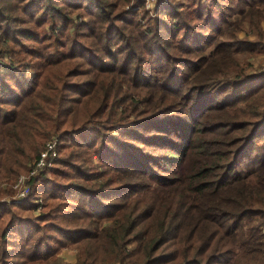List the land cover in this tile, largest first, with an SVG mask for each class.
<instances>
[{
	"label": "trees",
	"instance_id": "trees-1",
	"mask_svg": "<svg viewBox=\"0 0 264 264\" xmlns=\"http://www.w3.org/2000/svg\"><path fill=\"white\" fill-rule=\"evenodd\" d=\"M130 1L0 0V264H48L51 242L83 264H264V77L237 58L264 47V0H198L192 26ZM52 140L61 181L8 202Z\"/></svg>",
	"mask_w": 264,
	"mask_h": 264
},
{
	"label": "rangeland",
	"instance_id": "rangeland-1",
	"mask_svg": "<svg viewBox=\"0 0 264 264\" xmlns=\"http://www.w3.org/2000/svg\"><path fill=\"white\" fill-rule=\"evenodd\" d=\"M138 0H131L130 3L128 5H125L124 9L126 11H130L132 13H134V17L136 18V20H140L141 23H145L147 18L151 19V22L149 23L150 25L153 24V20L155 19H159V18H164L165 16H168L167 12H165V14L158 12V10L162 9L161 7L165 5L171 3L175 6V10L178 12L177 16L175 18H173L174 20L181 22V23H186L189 25H196L198 24V20L196 18V12H195V8L197 7V1L198 0H144V7L142 8L139 4H137ZM199 1H203V0H199ZM207 2H210L212 0H204L203 4H205ZM230 3L235 4L237 3V0H229ZM213 3V2H212ZM211 3V4H212ZM209 5L212 8H214V5ZM224 4H228L227 1L224 2ZM163 7V8H164ZM194 10V11H193ZM172 17V16H171ZM247 20V21H246ZM249 20L245 19V21L241 22V29H236L235 34L236 37L238 39H246L248 38L249 40H256L257 38V30H254L250 27L249 25ZM248 23V24H247ZM260 30H261V34L262 36H264V21L261 22L260 24ZM178 33V32H177ZM211 33V32H210ZM174 38H172V40L177 38V35L175 34V36H173ZM220 39L222 41L228 40V37L226 36H222L220 37ZM29 44H31L29 42ZM214 44V43H213ZM213 44H207V46L205 47V52L208 53L212 48H213ZM237 58L240 61L241 67L240 70L243 71L244 76L245 77H249L248 81H252V80H256L257 77L259 76L260 78L263 79V73H264V47L260 48L257 51H253L251 53H244V54H237ZM33 72L29 71L27 72V79H29V81L31 80V78L33 77ZM9 82V80H7ZM247 82V81H246ZM262 105L264 106V97L262 100ZM46 146V144H45ZM73 147V146H72ZM73 149H75L73 147ZM46 150V148L42 149L40 152L41 157H43L42 159H44L43 164L46 163V165L42 168V170L38 171L37 174L39 172H44L43 173V177L46 178V181H57L61 179L56 176L54 174V170L56 167H54V159L58 156V153L56 151V145L54 148V153L50 156L46 153H44ZM68 151V149L65 150H61L60 151V155L64 156L66 154V152ZM50 157V158H49ZM49 158V159H48ZM48 159V161H47ZM75 160V159H73ZM64 169V167H62ZM65 170H67L65 168ZM20 176H22L23 178H29V173H25V174H20L18 177L20 178ZM16 178L15 181H18ZM3 181V180H1ZM0 181V188L4 187V185H6V183L1 182ZM14 181V182H15ZM11 189L16 193V190L13 189L11 187ZM33 189V187H32ZM19 190V189H17ZM15 193H13V196L15 195ZM30 193H32L30 191ZM12 196V197H13ZM8 197H5L4 199H6ZM43 197L41 196L40 198L36 197V199L34 201H36L40 207H38V210L35 211V215H38L40 208H41V204L43 202ZM8 200V199H7ZM36 239H34L32 241L35 242ZM52 248H57L56 251L52 254V256H50V259L48 260V264H83V263H79L78 262V257L81 254V249L80 247L74 246V245H61L59 247V245H57L56 243L51 242ZM135 243L131 242L128 246L126 250H130L132 248H134ZM34 264H39V263H34ZM93 264H119L118 262H96ZM123 264H132V261L130 260H126L123 262Z\"/></svg>",
	"mask_w": 264,
	"mask_h": 264
},
{
	"label": "built area",
	"instance_id": "built-area-1",
	"mask_svg": "<svg viewBox=\"0 0 264 264\" xmlns=\"http://www.w3.org/2000/svg\"><path fill=\"white\" fill-rule=\"evenodd\" d=\"M55 145H56L55 140L47 142L46 146H45L46 150L44 153L51 156L54 153ZM42 158L43 157H41V155H40L39 159L35 163V166L28 172L29 178H23L22 176H20V178L18 177L19 179H17L18 181H15L11 185V187L16 190V193L13 197H11L7 200L8 202H12L14 204H21L26 198H28L30 191H31V188L26 185L27 181L31 177L36 175L38 171L42 170V168L46 165V163L43 164L44 159H42ZM48 159H47V161H48ZM17 189H19V190H17Z\"/></svg>",
	"mask_w": 264,
	"mask_h": 264
}]
</instances>
